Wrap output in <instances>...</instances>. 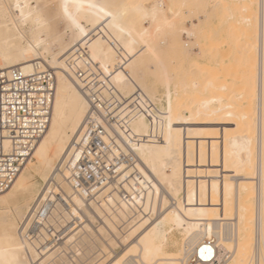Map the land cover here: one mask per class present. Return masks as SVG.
Returning <instances> with one entry per match:
<instances>
[{
  "label": "bare ground",
  "instance_id": "6f19581e",
  "mask_svg": "<svg viewBox=\"0 0 264 264\" xmlns=\"http://www.w3.org/2000/svg\"><path fill=\"white\" fill-rule=\"evenodd\" d=\"M6 2L12 8L0 12V71L21 67L30 72L39 62L54 70L57 85L48 130L13 185L0 193L4 259L24 255V242L12 225L27 220L26 242L39 248L40 255L46 253L52 264H115L129 250V236L140 249L150 250L151 264H249L253 254L264 249L261 0L254 17L251 6L256 0H93L116 5L108 9L116 19L97 20L87 8L81 10L76 23L86 38L64 15V0H39L46 6L39 13L40 25L30 15L37 0ZM136 4L164 7L153 19L151 9L145 17ZM219 8L227 11L223 21L233 25L235 36L230 41L209 37L205 45L201 39L206 24ZM222 29L215 32L221 36ZM68 32L71 41L66 42ZM36 39L43 42L41 55L18 59ZM194 45L213 52L204 54L212 57L207 66L199 67L200 58H191ZM77 48H87L107 82L102 94L111 96L113 89L124 104L117 107V121L104 124L116 138L113 153L135 158L131 164L121 161L115 178L102 182L89 198L71 186L64 167L90 108L77 73L86 66L84 58L75 55ZM44 49L63 59L49 60ZM233 55H240L242 71L239 87L228 98V86L218 78L225 58ZM61 66H71V71L62 73ZM193 66L207 70L206 79H198L195 69L186 75ZM199 253L209 261L201 262Z\"/></svg>",
  "mask_w": 264,
  "mask_h": 264
},
{
  "label": "built area",
  "instance_id": "2783aa9c",
  "mask_svg": "<svg viewBox=\"0 0 264 264\" xmlns=\"http://www.w3.org/2000/svg\"><path fill=\"white\" fill-rule=\"evenodd\" d=\"M75 51L76 56L84 58L86 65L77 73L83 82L82 91L90 102L88 112H103L107 117H101L104 119L101 126L86 115L80 137L75 139L64 163L71 186L89 198L102 182L115 178L121 161L131 164L135 158L129 153H113L116 138L104 127L105 123L117 121V107L124 105L122 100L113 89H109L111 96L102 94L101 89L107 82L93 64L87 48ZM56 85L54 70L42 67L39 62L32 64L30 72L21 67L0 71V193L13 185L48 130ZM69 159L71 164H68ZM198 258L201 262L209 261L200 253ZM213 258L214 254L210 260Z\"/></svg>",
  "mask_w": 264,
  "mask_h": 264
},
{
  "label": "snow or ice",
  "instance_id": "6c2138e0",
  "mask_svg": "<svg viewBox=\"0 0 264 264\" xmlns=\"http://www.w3.org/2000/svg\"><path fill=\"white\" fill-rule=\"evenodd\" d=\"M261 6L264 7V0H261ZM17 9L20 8V5L17 4L15 6ZM43 7H46L45 5H42L39 0H37L35 4V8L33 10V13H30V15H34L33 23L36 25L41 24V16L39 15L41 9ZM111 7H117L113 4H97L93 2V0H64V3L62 4V10L64 15L69 19L72 20L73 23H76V14L79 13L81 10L87 8L90 10L97 18V20L103 19L105 17L115 20L116 17L113 15L111 11H108ZM133 7L143 10L145 17L149 15V12L147 9H151V16L153 19H155L156 13L158 9H162L164 7L163 4H152V5H144V4H136ZM12 8V5L6 2V0H0V12H4L5 14L9 13ZM27 22V19H26ZM76 26L80 29V32L82 35L87 37V33L84 32L83 28H80L79 24L76 23ZM42 41L39 39H36L35 44L29 43L27 45L26 50H22L19 53L18 59L26 60L27 57L33 56V55H41V48L40 45H42ZM43 55L48 57L49 60L55 61L56 59H63V56L59 54H50L47 49H44ZM5 62H7V58H5ZM71 71V66H69L67 69H65L63 66H61V72H67ZM63 79V77H60ZM7 111V109H5ZM168 112H171V106L169 105ZM88 116L92 117V122L96 123L97 125H103L104 119L107 117L103 112H99L98 114H93L91 112L87 113ZM103 117L104 119H101ZM168 125L169 128L171 127V116L168 117ZM119 147V145H117ZM75 155V154H73ZM72 160L69 159L68 164H71ZM165 207L167 210V201H165ZM151 209L149 208V211ZM176 211H180L179 208L176 209ZM28 221H19L17 220L15 224L12 225L13 230L16 232L17 235H19V238L24 243H21L20 249L24 253L23 256H13L10 259H4V253L3 250H0V264H52V262L48 259L47 254L40 255V249L35 248L33 245L27 243L26 241L29 240L28 237V231L29 228L27 227ZM144 241L141 240V244H143ZM126 246H128L129 250L124 253L123 256H121L119 259L115 261V264H151V261L149 259L150 250L145 246L143 249H140L139 246L136 244V241L129 236L125 240ZM143 251V256L141 257L140 252ZM203 249H201V254H203ZM209 252L212 251L211 248L208 249ZM131 253H135V256L132 259H127ZM107 264H113L112 260H108ZM249 264H264V249H262L259 253L253 254V259L249 261Z\"/></svg>",
  "mask_w": 264,
  "mask_h": 264
},
{
  "label": "rangeland",
  "instance_id": "374dc122",
  "mask_svg": "<svg viewBox=\"0 0 264 264\" xmlns=\"http://www.w3.org/2000/svg\"><path fill=\"white\" fill-rule=\"evenodd\" d=\"M258 0H256V2H254L255 4L254 5H252L251 6V10L254 12V15H252L253 17L254 16H257L256 15V13L255 12H258L257 11V6H258V2H257ZM211 5H213V3L211 4ZM256 5V6H255ZM259 9V8H258ZM240 10V6L238 5V6H236L235 7V11H237L236 13H238V11ZM255 10V11H254ZM213 10L211 9V7H210V12H212ZM217 17L216 18H214L213 20H211V23H207L206 24V29H205V32H206V34H205V40H204V38H202L201 39V41L202 42H204V44L206 45H208V39H209V37H212V39H215V40H220V39H222V38H225L227 41H230V40H232L231 39V37L233 38V36H235V31H234V27H233V25H229V24H225V22L227 21V15H228V13H227V11L225 10V9H222V8H219V9H217ZM204 18V17H203ZM257 18V17H256ZM194 19V18H193ZM225 19V20H224ZM188 20V21H187ZM187 20H186V24L187 25H190V19L189 18H187ZM225 22H224V21ZM194 21L195 22H199V20H198V18H195L194 19ZM205 20H203V22H204ZM224 22V23H223ZM231 23H233V21H230ZM220 23V24H219ZM83 24H85V23H83ZM59 25V27H60V29H63V27H64V25L62 24V23H59L58 24ZM222 25V27H223V31L221 32V36L217 33V32H215V30L219 27V26H221ZM224 25V26H223ZM224 27L226 28V30L224 31ZM220 29V28H219ZM212 32V33H211ZM70 32H68V34H66V37L64 38V41H66V42H69V41H71V38H70ZM213 34H215V36H213ZM225 34V35H224ZM231 34H232V36H231ZM228 36V37H227ZM206 38H207V40H206ZM229 40H228V39ZM185 39L186 40H188V37L187 36H185ZM193 40H196V39H194V38H192ZM191 39V40H192ZM225 40V41H226ZM194 42H197V41H194ZM210 43V42H209ZM215 43V41L213 42V44ZM228 43V42H227ZM203 44V43H202ZM204 45V46H205ZM229 47V44L227 45L226 44V47ZM205 47H207V46H205ZM226 47H224L223 48V51H224V49H227ZM201 48V47H200ZM193 51V52H192ZM192 51H191V58H193V60H197L198 58H200V59H198L196 62H199L200 63V66L199 67H203V65H204V67L205 66H207L208 65V60H210L212 57L211 56H213V52L212 53H210L209 51V53H210V55H204V54H209V53H204V50L203 49H201V50H199V45H194L193 46V49H192ZM200 52H202L201 54H200ZM223 54H224V52H223ZM204 55V56H203ZM227 55H228V53H227ZM194 56V57H193ZM210 56V57H209ZM206 57V58H205ZM231 57V56H230ZM230 57H228L227 56V58H225L226 60H225V62H224V64L220 67L221 69H223V67H224V69H223V72H222V74H220L219 76V80L220 79H222L223 81L221 82V83H223V84H227V89L225 88L224 90H222V91H224L225 92V94L226 95H228V98H230V95L232 94V92H233V94H234V88L235 87H239V85H238V83H240V78H241V76H240V78H239V75H241V71H242V68H241V66H239L238 65V62L237 61H239V59H238V57H240V55H238V57L237 56H235V55H233L231 58ZM202 58V59H201ZM228 58H229V60H228ZM206 59V60H205ZM208 59V60H207ZM238 59V60H237ZM200 60V61H199ZM229 63V64H228ZM225 65V66H224ZM171 66H174V65H171ZM186 66H187V64H186ZM199 67H197V66H193V67H188V69L186 70V71H189V72H186V71H183L184 72V76L186 77V75H187V73H190L191 71H193V69H195L192 73H198L197 75H199V77H197L198 79H204V78H201V77H204L205 76V74H203V72L204 73H206V71L207 70H200V69H202V68H199ZM173 68V67H172ZM220 69V70H221ZM241 69V70H240ZM180 72V71H179ZM178 72V73H179ZM185 72H186V75H185ZM199 72H201V74L199 73ZM179 74H181L182 75V73H179ZM190 75H191V73H190ZM194 75L192 74V77L191 78H193L194 79V77H193ZM222 76V77H221ZM179 77H181L180 75H179ZM190 76H189V74H188V78L186 77V79L188 80V79H190L189 78ZM195 78H196V75H195ZM205 79H206V76H205ZM191 80V79H190ZM219 80H217V81H219ZM219 83V82H218ZM232 90V91H231ZM224 94V95H225ZM230 94V95H229ZM233 94H232V96H233ZM232 96H231V98H232ZM40 182H41V180H39ZM44 186V185H43ZM173 249V248H172ZM120 249H118L117 251H119Z\"/></svg>",
  "mask_w": 264,
  "mask_h": 264
}]
</instances>
